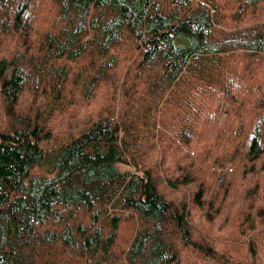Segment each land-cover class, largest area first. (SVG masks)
Returning a JSON list of instances; mask_svg holds the SVG:
<instances>
[{
    "label": "trees",
    "instance_id": "trees-1",
    "mask_svg": "<svg viewBox=\"0 0 264 264\" xmlns=\"http://www.w3.org/2000/svg\"><path fill=\"white\" fill-rule=\"evenodd\" d=\"M0 102V264H264V0H0Z\"/></svg>",
    "mask_w": 264,
    "mask_h": 264
},
{
    "label": "rangeland",
    "instance_id": "rangeland-1",
    "mask_svg": "<svg viewBox=\"0 0 264 264\" xmlns=\"http://www.w3.org/2000/svg\"><path fill=\"white\" fill-rule=\"evenodd\" d=\"M31 105H33V103H31V101H30L29 107L23 111V114H26V113L29 112L28 110H29V108L31 107ZM2 114H4V111H3V105H2L1 102H0V129H1L4 125L7 126V124H8V122H7L8 120H7ZM30 115H31V114H30ZM67 130H68V128H67ZM122 170L124 171V170H129V169L126 168V167H122ZM37 173H40V172H37Z\"/></svg>",
    "mask_w": 264,
    "mask_h": 264
}]
</instances>
